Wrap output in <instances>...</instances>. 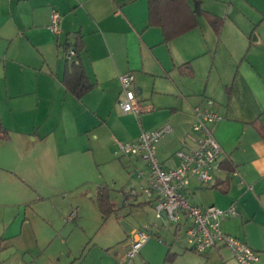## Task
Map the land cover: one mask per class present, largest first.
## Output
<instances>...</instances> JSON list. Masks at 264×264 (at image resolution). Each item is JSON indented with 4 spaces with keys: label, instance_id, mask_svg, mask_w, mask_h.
Instances as JSON below:
<instances>
[{
    "label": "crops",
    "instance_id": "1",
    "mask_svg": "<svg viewBox=\"0 0 264 264\" xmlns=\"http://www.w3.org/2000/svg\"><path fill=\"white\" fill-rule=\"evenodd\" d=\"M187 1L199 26L166 42L163 30L150 26L149 0H0V125L8 134L0 139V264H55L51 247L75 218L66 199L82 194L79 181L91 183L88 167L117 165L130 175V190L139 188L147 164L122 156L119 144L170 124L157 156L165 168L176 167V153L194 143L198 106L222 117L215 136L223 155L214 184L192 182V203L235 206L238 215L224 219L222 230L264 264V137L257 126L264 127V0ZM206 14L223 19L219 35ZM76 37L94 85L81 99L63 82L65 49ZM128 73L144 108L139 119L118 105L119 77ZM73 166L82 173L68 187ZM142 199L134 203L154 205ZM173 228L181 242L184 230ZM173 248L165 264H238L225 247L202 256L187 245ZM64 256L72 264L70 253Z\"/></svg>",
    "mask_w": 264,
    "mask_h": 264
},
{
    "label": "built area",
    "instance_id": "2",
    "mask_svg": "<svg viewBox=\"0 0 264 264\" xmlns=\"http://www.w3.org/2000/svg\"><path fill=\"white\" fill-rule=\"evenodd\" d=\"M59 19L58 14L52 15L54 30L57 29ZM65 58L68 61L74 60L76 52L73 49L66 51ZM119 81L122 96L118 105L121 111L139 119L144 113V108L134 91V74L121 75ZM194 116V143L186 144L176 153V167L165 168L157 156L158 144L173 131L170 124L154 131H142L135 140L119 144L122 156L136 157L147 164V173H138V179H143L145 183L139 188H132L129 197L135 201L143 198L154 204L155 224L162 221L179 231L184 230L185 242L190 251L205 254L209 250L225 247L238 264H255L260 260L259 254L243 241L222 230L224 219L238 215L235 206L221 210L213 205L201 207L190 200L189 189L193 181L203 186L214 184V172L223 155V149L215 136V125L222 117L203 106L195 107ZM184 220L191 224L183 229ZM155 224L148 225L144 231L135 230L131 233L127 259L133 260L140 254L144 245L155 237Z\"/></svg>",
    "mask_w": 264,
    "mask_h": 264
},
{
    "label": "rangeland",
    "instance_id": "3",
    "mask_svg": "<svg viewBox=\"0 0 264 264\" xmlns=\"http://www.w3.org/2000/svg\"><path fill=\"white\" fill-rule=\"evenodd\" d=\"M71 170L73 171L67 174L68 187L75 186V176L82 173L76 171L75 166ZM87 177L91 183L83 184L78 177L76 178L80 188H83L81 195L78 197L73 195L72 200L70 197L68 200L67 196L60 195L67 198L66 212L68 211L69 215L75 214L74 222L69 225V231L66 230L63 238L54 242L51 247L50 252L56 256L55 260L60 257V264H68L67 256L64 255L69 253L72 264H165L167 251L171 245L174 247L173 250L186 247L184 234L181 233L180 242L175 236L174 226L169 224L163 226L162 221H159L155 228L156 232L159 230V235L144 245L140 254L133 260L127 259L128 237L131 233L135 230L144 231L148 225L155 223L153 206H130L135 202L131 198L130 204L126 203L132 180L128 172L124 169L121 171L117 165L95 167L92 164L87 169ZM101 187L111 190L110 197L114 204V212L107 217L102 214L98 205L97 191ZM57 200L62 199L57 198ZM59 201L55 200L56 203ZM141 201L144 202L143 199ZM62 230H65V224H61L56 234L60 235ZM197 256L202 255L197 254ZM215 263V258H212L211 264Z\"/></svg>",
    "mask_w": 264,
    "mask_h": 264
},
{
    "label": "trees",
    "instance_id": "4",
    "mask_svg": "<svg viewBox=\"0 0 264 264\" xmlns=\"http://www.w3.org/2000/svg\"><path fill=\"white\" fill-rule=\"evenodd\" d=\"M149 6L150 26L160 27L163 30L166 42L181 37L199 26L196 12L190 7L187 0H149ZM206 17L215 32L219 35L224 24L223 19L210 14H206ZM83 48L81 38L76 37L73 47L68 45L65 49L66 51L73 49L76 52V58L71 62L67 60L63 82L67 91L78 99H81L94 87L79 59ZM257 126L264 137V127L260 124ZM7 138V131L0 125V139ZM224 168L226 170L229 169V163H224ZM110 191L107 187H101L97 195L100 211L105 217L114 212ZM135 206L141 207V204ZM169 254L168 260L169 256H171Z\"/></svg>",
    "mask_w": 264,
    "mask_h": 264
}]
</instances>
